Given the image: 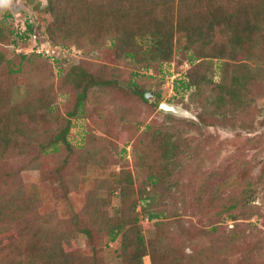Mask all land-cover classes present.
I'll return each mask as SVG.
<instances>
[{
  "label": "trees",
  "instance_id": "trees-1",
  "mask_svg": "<svg viewBox=\"0 0 264 264\" xmlns=\"http://www.w3.org/2000/svg\"><path fill=\"white\" fill-rule=\"evenodd\" d=\"M46 1L45 9L51 21L46 28L44 27L45 35L49 46L53 49L64 51L63 49L72 47L69 46L72 43L79 44V38L84 34L106 30L105 33L110 34L108 39L112 40L113 44L116 43L118 53L121 52V55L123 54L142 69H152L157 74L165 76L164 64L168 65L171 61L174 50L179 48L180 40L182 38L186 40L185 44L188 46L184 44V49L189 48L192 43H198L200 48L196 52L186 54V61L190 67L184 73V80H180L181 89L187 90L191 87L195 89L190 98L196 101L199 111L198 122L191 128L197 126L225 128L230 122L242 120V117L251 113L250 110L255 109L251 83L264 77V70L257 67L250 68L248 60L254 55L251 48L254 44L253 36L264 31V0H253L254 2L247 0V3L241 0ZM246 8H250V11L246 12ZM9 16L5 13L0 19V39H4L3 32H6L15 35L12 44L25 47L32 32L30 25L28 24L23 31L18 30L6 23ZM215 30L224 33L231 44L227 45V51L221 50L214 56L212 52L206 50L210 40H204L202 36L205 32L210 36ZM138 40H146L148 44L143 47ZM19 57L18 63L14 64L11 59L0 53V158L7 157L8 153L16 149L32 147L35 142L31 137L37 119L34 113L37 110V106H34L36 95L42 93L40 98L42 100L44 98V104L49 106V101L42 91L46 83L43 72L39 74L35 70L31 71V66L26 62L34 65L33 60L45 59L54 62L59 60L41 52H34L29 56L19 54ZM224 58L231 60L234 67L226 68ZM215 59L224 62L223 64L219 62L221 65L218 66L220 74L217 81L208 76V69L215 65ZM20 76H24L23 82L29 86L30 98L11 106L9 103L11 82ZM112 76L111 71L103 76L96 75L87 68L73 66L71 76L67 73L66 77L70 81L69 84L74 85L76 102L68 111V117L74 118L90 97H97V91L119 86L116 78ZM32 78L36 79L38 88L33 87ZM149 79L153 78L149 77ZM159 85L161 82L156 86ZM150 86L151 84L140 86L139 83L133 82L130 88L131 94L147 103L145 93L151 89ZM160 90L157 87L154 93L157 100L161 98ZM182 100L183 98L180 97L178 102ZM150 105L155 109L156 105ZM70 125L71 120H67L52 139L45 143L40 142L41 144L36 146L38 148L35 151L36 158L52 159L51 165L56 167V173L62 171L61 162L65 160L59 158V153L65 151L66 157L73 151L68 142ZM141 125L142 122H137L135 125V134H138L133 135L135 137L132 145V151L137 157V166L151 163L157 169L160 174L151 171L154 175L148 174L146 182L144 181L145 186L148 185L145 189L150 186L149 191L153 188L162 191L168 185L165 196L161 194L160 199L156 201L150 193L148 196L138 198L132 187L130 175L108 172L109 178L97 179V183L101 187L110 189V196L116 191L121 202L120 217L108 219L105 206L100 203L101 198L93 190L88 195L84 209L73 215L71 226L74 229L58 233L57 229L50 227L51 217L38 216L40 213L36 209L38 205L35 202L39 204V198L33 193L30 196H24L19 192L15 195L14 192L11 195H4L0 197V264H3V261L4 264H105L106 240L119 244L114 253L121 260V264H144L145 257L149 258L150 264H218L217 262L224 264L221 259L213 256L225 258L230 255L235 249L234 243L239 238L234 230H230L233 235L225 234L223 224H218L219 220L223 221V216H226L237 227L240 222L248 225L254 216L262 215V207L255 205L253 199L255 187L264 181V165L260 169L258 179L252 180L243 176L244 186L241 191L225 198L221 196V189L236 181L230 174L231 168L225 172L226 174L215 172L210 175L216 183L206 186L205 190L202 188L203 196L196 198L195 202L198 206L202 205L211 210L215 208L217 219L215 224L209 227L211 218L207 217L205 225L208 228L199 238L204 241L203 247L198 252L195 251L196 254L193 252L188 254L186 245L166 235L167 223L159 220L161 216H165V210H149L143 207L138 211V207L140 201L146 202L148 206L154 205L153 202L164 206L170 193L178 190V178L182 177L184 166L196 161L198 151L186 147L180 152L179 136H174L166 128L159 130L153 124H147L143 130H140ZM163 125L165 126L164 123ZM193 139L189 136L186 142L189 140L193 142ZM94 147L91 145L90 148H84L83 153L79 152L80 160L83 161L79 166L85 165L89 171L94 170L103 177L102 174L105 173L102 172L108 166L104 160L97 157ZM24 156L27 157L26 154ZM36 158L30 156L32 165L37 163ZM178 160H183L179 162L180 173L178 169L175 170ZM243 172L245 171L240 170L238 176ZM58 179L61 180V175ZM169 186L172 192L168 190ZM98 211L101 214L98 215ZM31 216H34V219L26 222L27 228L22 232L14 233L15 225L22 224L26 217ZM143 216L149 221H155V230L148 239L140 222ZM169 217H172L171 213ZM76 232H82L86 236L89 242L88 250L82 252L71 243V237ZM5 237H7V245L6 240H2ZM246 251L264 254V244L249 245ZM248 261L249 259H244L245 263Z\"/></svg>",
  "mask_w": 264,
  "mask_h": 264
},
{
  "label": "rangeland",
  "instance_id": "rangeland-1",
  "mask_svg": "<svg viewBox=\"0 0 264 264\" xmlns=\"http://www.w3.org/2000/svg\"><path fill=\"white\" fill-rule=\"evenodd\" d=\"M241 1L246 2L247 0ZM249 2L254 1L249 0ZM46 3V0H0V19L5 13H8L10 16L6 19V23L21 31L25 30L29 24L32 31L25 47L12 44L15 35L3 32L5 35L4 39H0V53L7 59H11L14 64L18 63L19 54L29 56L34 52H41L59 59L56 62L45 59L33 60L34 65L26 62L31 66V71L35 70L39 74L43 72L46 83L43 85L42 91L49 101V106L44 104V98L43 100L40 98L42 93L36 95L34 106H37V110L34 113L37 119L36 125L33 127L34 134L31 137L35 142L32 147L25 146L21 150L16 149L8 153L7 157L0 158V197L11 195L12 192L14 195L19 192L24 196H30L33 193L36 198H39V204L35 202L38 205L36 209L40 213L38 216L51 217L50 227L57 229L58 233L74 229L71 226L73 215L84 209L88 195L93 190L101 198L100 203L105 206L107 218L120 217L121 202L114 191L115 189H112L114 192L110 196V189L101 187L97 183V179L109 178L107 175L111 172L122 173L124 176L130 175L135 195L140 198L148 196L150 193L156 201L158 198L160 199L161 194L166 193L168 185L162 191L153 188L151 192L149 191L150 186L145 189L148 185L145 186L144 181L146 182L148 174L152 176L160 173L151 163L138 167L137 157L132 151L136 123H143L140 130H143L147 124H153L159 130L166 128L174 136L180 137V152L188 147L190 150L198 151V154L193 164L184 166L185 171L181 174L182 177L178 178L179 188L174 193H170L167 204L164 202L163 206L158 202H153L154 205L148 206L146 202L140 201L138 211L143 207H147L149 210H165V216H161L159 220L167 223L165 225L166 235L186 245V253L196 254L204 245V241L199 238L208 228L205 225L207 217L211 218L209 227L214 225L217 219L215 208L211 210L202 205L198 206L195 202L196 198L203 196L202 188L205 190L211 184L216 183L215 179L210 178V175L215 172L226 174L225 172L231 168L232 173L230 172V174L235 177L236 181L221 189V196L225 198L241 191L244 186L242 185L243 176L252 180L258 179L260 169L264 165V77L255 82L251 81L255 109H249L251 113L242 117V120L237 119L230 122L225 128L220 126L191 128L198 122L197 104L194 98H190L195 89L193 87L187 90L181 89L180 80H184V73L190 67L186 61V54L196 52L200 48L198 43H192L189 48L184 49L186 40L182 38L179 48L174 50L171 61L168 62V65L164 64L165 76L157 74L152 69H142L131 62L129 58L121 55V52L118 53L116 43L113 44L112 40L108 39L110 34H106V30L84 34L82 38H79L78 45L72 43L69 45L72 47L63 49L64 51L53 49L49 46L45 35V28L51 21V17L45 9ZM245 11H250V8H246ZM208 35L205 32L202 36V39L210 40L206 47L207 51L212 52L214 56L221 50L227 51V45L230 42L224 33L215 30L213 34ZM253 39L254 44L251 48L254 55L248 60V65L252 69L257 67L264 70V31L255 34ZM138 41L143 47L148 44L146 40ZM257 42L260 43L257 44ZM80 46L82 48H79ZM185 46L188 45L185 44ZM222 61L215 59V65L208 69V76L215 81L218 80L220 74L218 66ZM225 62L226 68L234 67L231 60L225 59ZM73 66H81L96 75L102 74L103 76L108 75L111 71L112 78H116L119 83L117 87H108L97 91V97H90L74 118L68 117L67 113L75 105L76 90L74 85L69 84L70 81L66 77L67 73L71 76ZM31 71L29 73L32 75ZM148 76L153 79H149ZM32 79L33 87L39 86L36 79ZM23 81L24 76H20L11 82L9 102L11 106L23 103L30 98L29 86ZM133 82L139 83L140 86L151 84V89L148 92H152L153 96L146 99L147 103L131 94L130 88ZM159 82L161 85L156 86ZM178 83L179 85H177ZM157 87L161 89L160 100L154 96ZM180 97L183 98L182 102H178ZM150 104L156 105L155 109ZM161 105L171 106L174 111L164 110ZM67 120H71L68 142L73 151L66 157L65 151L59 153V158L65 160L61 162L62 171L56 173V167L51 165L52 159L36 158L35 151L38 149L36 146L40 142L45 143L52 139ZM137 134L135 135L137 136ZM189 136L194 138L193 142L190 140L186 142V138ZM91 145L95 146L97 157L104 160L108 166L102 172L105 173V175L102 174L103 177L94 170L89 171L85 165L79 166V163L83 162L80 160L79 152L83 153V149L90 148ZM33 148L34 150L30 151ZM25 154L27 157L24 156ZM30 156L38 159L35 165L30 163ZM181 161L183 160H178L177 167H175V170L178 169V173H180L179 162ZM240 170L245 172L238 176ZM151 171L155 173L153 174ZM236 173L237 175H235ZM60 175L61 180L58 179ZM207 181H209L208 184ZM110 187H112L111 184ZM262 187L264 188V181L255 187L253 199L255 205L262 207L260 217L254 216L248 225L245 222H240L237 227L226 216H223V221L219 220L218 224H223L225 234L233 235L230 230H234L239 238L234 243L235 249L231 251L230 255L225 258L213 256L221 259L224 264H264V254L259 255L246 251L249 245L264 244V189H261ZM168 190H171L170 186ZM170 213L172 217H169ZM99 214H101L100 211H98ZM33 219L34 216L26 217L22 224L15 225L14 233L24 231L27 228L26 222ZM140 222L143 225L145 237L150 238L155 230V221H149L146 216H143L140 218ZM31 223L33 224V222ZM6 238H2V240H6L7 245ZM71 243L82 252L89 249L88 239L82 232H76L71 237ZM105 243H107V246L104 247L105 264H121V260L114 253L119 244L108 240ZM245 258L249 259L247 263L244 262ZM143 261L144 264H150L148 257H145Z\"/></svg>",
  "mask_w": 264,
  "mask_h": 264
},
{
  "label": "water",
  "instance_id": "water-1",
  "mask_svg": "<svg viewBox=\"0 0 264 264\" xmlns=\"http://www.w3.org/2000/svg\"><path fill=\"white\" fill-rule=\"evenodd\" d=\"M152 92H147L145 93V98L148 99L150 97H152ZM162 108H164V110H169V112H173V108L171 106H165V105H161Z\"/></svg>",
  "mask_w": 264,
  "mask_h": 264
}]
</instances>
